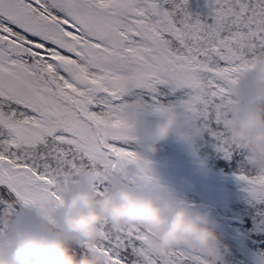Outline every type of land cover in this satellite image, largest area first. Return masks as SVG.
Here are the masks:
<instances>
[{
    "label": "snow or ice",
    "instance_id": "obj_1",
    "mask_svg": "<svg viewBox=\"0 0 264 264\" xmlns=\"http://www.w3.org/2000/svg\"><path fill=\"white\" fill-rule=\"evenodd\" d=\"M208 7L211 23L193 18L189 0H0V206L47 212L93 171L156 183L125 115L136 97L148 115L176 110L210 126L219 150L235 154L228 107L236 82L264 59V0ZM237 178L264 204V174ZM104 233L97 250L110 264H206L187 249L154 251L139 226L105 221Z\"/></svg>",
    "mask_w": 264,
    "mask_h": 264
},
{
    "label": "clouds",
    "instance_id": "obj_2",
    "mask_svg": "<svg viewBox=\"0 0 264 264\" xmlns=\"http://www.w3.org/2000/svg\"><path fill=\"white\" fill-rule=\"evenodd\" d=\"M226 120L229 143L242 157L241 172L264 174V59L242 74L234 85ZM143 97L133 99L126 117L141 134V157L150 160L160 146L175 137L192 143L210 135V126L167 110L148 115ZM219 139V137H217ZM107 183L103 195L97 185ZM64 201L37 212L12 200L0 206V264H110L97 250L105 221L116 229H147L148 245L156 252L187 249L206 264H227L232 248L213 219V211L182 197L157 179L146 184L123 174L90 172L63 190Z\"/></svg>",
    "mask_w": 264,
    "mask_h": 264
},
{
    "label": "trees",
    "instance_id": "obj_3",
    "mask_svg": "<svg viewBox=\"0 0 264 264\" xmlns=\"http://www.w3.org/2000/svg\"><path fill=\"white\" fill-rule=\"evenodd\" d=\"M171 7V6H169ZM189 10L193 18L211 23L208 0H189ZM175 103V98L171 99ZM194 154L198 161L215 175L237 178L241 173L240 162L242 157L236 152L226 156L219 150L215 140L206 135L203 139L192 142ZM161 150L155 156L150 157L153 166L166 167L178 152L172 150L163 143ZM136 150L142 154L141 140L136 145ZM237 198L229 204L222 205L216 212L213 211V219L221 225L227 222L232 225L235 239L228 237L221 229L226 244L232 248L227 256V264H264V204L256 203L247 194V186L239 183ZM182 197L197 204L202 202L196 191L175 190ZM223 219V221H222Z\"/></svg>",
    "mask_w": 264,
    "mask_h": 264
},
{
    "label": "rangeland",
    "instance_id": "obj_4",
    "mask_svg": "<svg viewBox=\"0 0 264 264\" xmlns=\"http://www.w3.org/2000/svg\"><path fill=\"white\" fill-rule=\"evenodd\" d=\"M157 117L153 116V119ZM139 138L140 141V132ZM165 144L178 154L173 157L172 162L166 167L153 166L154 175L161 184L173 191L186 189L196 191L202 200L197 205L205 210L211 209L215 212L222 205L229 204L231 200L237 198L239 192L237 186L241 181L238 178L218 176L208 170L196 158L192 143H181L173 137ZM247 194L249 195L248 191ZM216 225L228 237L236 238L232 225L226 221L221 225L218 223Z\"/></svg>",
    "mask_w": 264,
    "mask_h": 264
}]
</instances>
